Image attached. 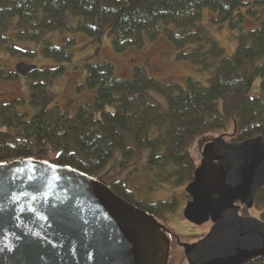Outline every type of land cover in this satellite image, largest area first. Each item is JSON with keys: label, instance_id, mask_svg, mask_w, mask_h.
I'll list each match as a JSON object with an SVG mask.
<instances>
[{"label": "trees", "instance_id": "1", "mask_svg": "<svg viewBox=\"0 0 264 264\" xmlns=\"http://www.w3.org/2000/svg\"><path fill=\"white\" fill-rule=\"evenodd\" d=\"M245 7L255 19L259 11L264 15V0H0V49L19 59L34 58L35 52L19 48L12 37L43 42V56L60 64L38 68L28 76L30 104L36 110L32 116L19 110L22 100L0 99V163L30 157L101 179L117 151L127 161L148 149V170L156 183L188 186L199 167L190 151L193 141L212 134L225 137L228 143L264 137V96L250 93L258 79L264 93V62L259 63L264 58V20L255 30L239 35L231 56L201 24L203 10L209 9L218 13L215 24L241 28ZM68 14L81 19L68 24ZM50 32H59L67 45L43 41ZM77 33L97 41L108 34L117 52L144 48L164 36L177 49L178 61L212 72V77L209 85L188 78L183 87L154 79L141 66L134 68L131 80H125L116 76L113 64L91 65L82 87L97 90L94 103L71 116L50 86L65 75L61 64L72 60L69 48L76 45ZM18 77L0 66V78ZM150 92L163 97L166 107L162 109ZM108 186L128 203L162 219L179 206L177 197L155 204L138 202L127 180ZM186 198L192 199L188 194ZM253 209L264 212V188ZM249 211L242 207L240 213L248 216ZM171 253L170 249L168 264L176 263ZM249 264H264V257Z\"/></svg>", "mask_w": 264, "mask_h": 264}, {"label": "water", "instance_id": "2", "mask_svg": "<svg viewBox=\"0 0 264 264\" xmlns=\"http://www.w3.org/2000/svg\"><path fill=\"white\" fill-rule=\"evenodd\" d=\"M36 70L19 62L15 73ZM263 188L264 137L204 145L183 216L213 225L202 240L181 244L188 264L264 257V221L240 214ZM167 230L94 176L30 157L0 163V264H168Z\"/></svg>", "mask_w": 264, "mask_h": 264}, {"label": "rangeland", "instance_id": "3", "mask_svg": "<svg viewBox=\"0 0 264 264\" xmlns=\"http://www.w3.org/2000/svg\"><path fill=\"white\" fill-rule=\"evenodd\" d=\"M203 11L201 24L207 28V32H209L216 42L225 49L227 56L235 53L239 43L238 37L241 33L255 30L261 20H264V15L261 11H259V18L255 19L247 13V7H245L242 8V13L244 14L242 27L236 26L233 29L230 23H214L213 20L218 19V13L209 9ZM80 19V17H72L71 14L66 16L68 24H77ZM74 37L77 43L69 48V51L73 54V58L70 62L61 64L66 68L65 75L57 78L50 86V89L59 95L62 109L68 111L71 116H74L80 107L94 103L97 90L86 86L82 87L86 83L88 66L91 65L102 63L113 64L116 76L125 80H131L134 75V68L141 66L147 70L150 77L166 84H178L183 87H186L188 78H194L202 82L203 85H209V79L212 77V72H204L188 61H178L177 49L164 36H161L154 42H147L144 48H130L124 52H117L114 49L112 38L108 34L101 41H97L83 33H77ZM12 38L16 46L24 50L33 51L37 55L34 58L24 57L23 59H19L0 49V66L7 73L14 72L19 62L36 65L38 68H54L60 65L56 61L43 56V42L34 43L20 41L15 37ZM43 38V41L50 40L57 46L67 45V42L63 41L59 32L47 33ZM262 62H264V58L259 61V63ZM260 81L261 79H258L255 82L250 92L252 96H264ZM149 94L162 109L166 107V101L163 97L153 92ZM0 99L6 102L16 99L22 100V104L19 106V110L22 113H29L31 116L36 113V110L30 104L31 79L27 76H19L15 79L0 78ZM221 104H223V100L219 104L222 107ZM109 110L113 109L109 107ZM155 134L156 131L154 132ZM229 134H232V132ZM218 137L219 135L212 134L193 141L190 151L197 164H201L203 145L208 140ZM130 145L133 146L132 144ZM149 153L148 149L139 150L126 161L122 153L117 151L108 166L99 175L100 180L107 185L118 180H127L135 199L138 202H145L146 204H155L159 201H172L174 197H177L179 206L176 211L168 213L166 219L159 218L156 214H153V216L161 223L166 222L168 227L164 223L162 224L176 234L178 240L182 242H191V239L198 238V234L199 236L205 235L211 226L210 224L195 226L183 216L184 209L189 202L186 198L187 187L174 188L166 183H156L151 172L148 170ZM262 213V211L252 209L249 211L248 216L261 220ZM177 238L173 237L171 242V251L176 258V263L174 264H188L186 257H183V250L177 245Z\"/></svg>", "mask_w": 264, "mask_h": 264}, {"label": "flooded vegetation", "instance_id": "4", "mask_svg": "<svg viewBox=\"0 0 264 264\" xmlns=\"http://www.w3.org/2000/svg\"><path fill=\"white\" fill-rule=\"evenodd\" d=\"M208 224L211 225V226L209 227V230H210V229L212 228V223L210 222V223H208ZM209 230H207V231L209 232ZM208 232L205 233V235H202V236H199V234H198V235H197L198 238L191 239V240H190L191 242H182V241L178 240L177 235L174 234L171 230H167L166 234H167V236L169 237V240H171V241H170V249L172 248V243H171V242H172V238L175 237V238H177V241H178V245H179V247L183 250L184 255H185V250H184V248L181 246V244H183V243H186V244H193V243H196V242H198L199 240H202V239L208 234Z\"/></svg>", "mask_w": 264, "mask_h": 264}]
</instances>
